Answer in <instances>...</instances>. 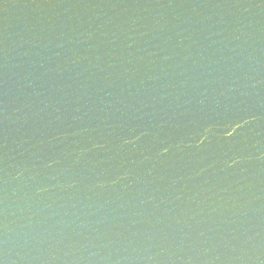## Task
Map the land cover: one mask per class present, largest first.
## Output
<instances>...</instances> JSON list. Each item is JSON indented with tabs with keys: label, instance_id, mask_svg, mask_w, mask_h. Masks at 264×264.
<instances>
[{
	"label": "water",
	"instance_id": "water-1",
	"mask_svg": "<svg viewBox=\"0 0 264 264\" xmlns=\"http://www.w3.org/2000/svg\"><path fill=\"white\" fill-rule=\"evenodd\" d=\"M0 264H264V0H0Z\"/></svg>",
	"mask_w": 264,
	"mask_h": 264
}]
</instances>
